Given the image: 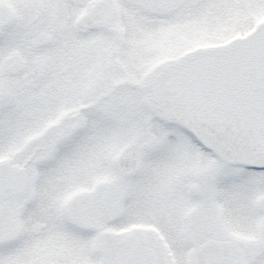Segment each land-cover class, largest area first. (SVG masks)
Wrapping results in <instances>:
<instances>
[{"label": "snow or ice", "instance_id": "1", "mask_svg": "<svg viewBox=\"0 0 264 264\" xmlns=\"http://www.w3.org/2000/svg\"><path fill=\"white\" fill-rule=\"evenodd\" d=\"M0 264H264V0H0Z\"/></svg>", "mask_w": 264, "mask_h": 264}]
</instances>
